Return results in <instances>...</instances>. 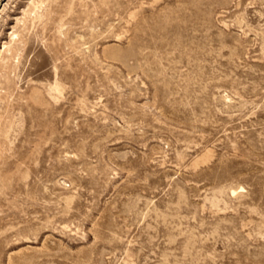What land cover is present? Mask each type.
<instances>
[{"label": "rangeland", "instance_id": "374dc122", "mask_svg": "<svg viewBox=\"0 0 264 264\" xmlns=\"http://www.w3.org/2000/svg\"><path fill=\"white\" fill-rule=\"evenodd\" d=\"M0 264H264V0H28Z\"/></svg>", "mask_w": 264, "mask_h": 264}, {"label": "water", "instance_id": "95a60500", "mask_svg": "<svg viewBox=\"0 0 264 264\" xmlns=\"http://www.w3.org/2000/svg\"><path fill=\"white\" fill-rule=\"evenodd\" d=\"M28 0H0V52Z\"/></svg>", "mask_w": 264, "mask_h": 264}, {"label": "bare ground", "instance_id": "6f19581e", "mask_svg": "<svg viewBox=\"0 0 264 264\" xmlns=\"http://www.w3.org/2000/svg\"><path fill=\"white\" fill-rule=\"evenodd\" d=\"M85 6V5H84Z\"/></svg>", "mask_w": 264, "mask_h": 264}]
</instances>
